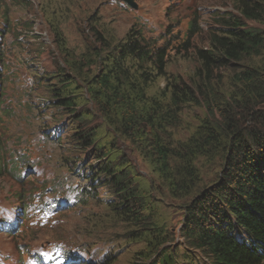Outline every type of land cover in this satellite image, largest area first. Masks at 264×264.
Instances as JSON below:
<instances>
[{
  "label": "trees",
  "instance_id": "obj_1",
  "mask_svg": "<svg viewBox=\"0 0 264 264\" xmlns=\"http://www.w3.org/2000/svg\"><path fill=\"white\" fill-rule=\"evenodd\" d=\"M59 1L68 0H41L39 12L62 65L33 75L43 101L35 98L29 110H54L48 140L71 142L79 155L96 151L83 188H73L77 203L108 191L111 228L138 244L129 264H264V28L251 26H264V0H234L237 13L217 17L209 46L194 52L188 83L168 72L164 50L144 44L138 30L117 42L98 32V15L89 17L96 26L84 50L69 47L60 22L80 0L66 9ZM194 108L204 117L192 131L183 114ZM121 143L148 165L147 174ZM66 186L46 190L61 197ZM36 195L44 207L46 193ZM177 238L180 246L170 249Z\"/></svg>",
  "mask_w": 264,
  "mask_h": 264
},
{
  "label": "rangeland",
  "instance_id": "obj_2",
  "mask_svg": "<svg viewBox=\"0 0 264 264\" xmlns=\"http://www.w3.org/2000/svg\"><path fill=\"white\" fill-rule=\"evenodd\" d=\"M135 1L137 10L124 0L76 1L60 22L68 46L78 47V52L84 50L83 41L94 36L91 26H96L89 17L98 15L103 27L98 32L111 34L117 42L129 29L138 30L146 40L144 44L164 50L168 72L188 83L197 66L194 52L209 46V34L217 29L220 20L217 17L237 13L234 0ZM69 3V0L59 1L56 5L66 9L63 5L69 6ZM40 6L41 0H0V148L3 149L0 152V223L14 209L19 214L18 222L24 221L18 233L0 232V264H22L35 249L41 261L35 259L26 264H58L61 258L66 264V253L72 255V263L78 258L76 263L129 264L138 244L128 240L122 229L111 228L114 222L108 220L106 202L111 195L107 190L90 191V197L79 204L77 192L65 191L59 198V193L46 190L61 182L74 189L82 187V177L87 172L84 168L96 160V151L79 155L71 142L58 146L55 140H48L47 125L54 110L41 111V116L29 110V103L35 98L43 101L34 95L33 75H43L57 64L62 65L63 60L53 43L50 27L44 26ZM192 23L195 28L190 31ZM251 26L264 28L258 24ZM186 42L191 44L189 52L183 51ZM163 81L157 83L164 86ZM225 82L229 86L227 79ZM2 109L6 112L1 113ZM194 112L189 109L183 114L186 123L193 124L192 131L199 117H204L202 108H194ZM94 121L98 123L100 118ZM60 129L62 135L67 127ZM184 134L192 132L184 131ZM121 144L139 171L147 174L148 165L146 168L126 143ZM38 192L46 193L45 206L33 209L29 219L23 220L25 210L29 213L32 198L40 202ZM59 202L64 207L62 212L61 208L57 209ZM176 227L178 234L180 225ZM181 242L174 239L170 249L179 247Z\"/></svg>",
  "mask_w": 264,
  "mask_h": 264
},
{
  "label": "water",
  "instance_id": "obj_3",
  "mask_svg": "<svg viewBox=\"0 0 264 264\" xmlns=\"http://www.w3.org/2000/svg\"><path fill=\"white\" fill-rule=\"evenodd\" d=\"M129 6L133 9H138V5L136 4L135 0H124Z\"/></svg>",
  "mask_w": 264,
  "mask_h": 264
},
{
  "label": "snow or ice",
  "instance_id": "obj_4",
  "mask_svg": "<svg viewBox=\"0 0 264 264\" xmlns=\"http://www.w3.org/2000/svg\"><path fill=\"white\" fill-rule=\"evenodd\" d=\"M58 264H64L63 258L60 259V261L58 262Z\"/></svg>",
  "mask_w": 264,
  "mask_h": 264
},
{
  "label": "bare ground",
  "instance_id": "obj_5",
  "mask_svg": "<svg viewBox=\"0 0 264 264\" xmlns=\"http://www.w3.org/2000/svg\"><path fill=\"white\" fill-rule=\"evenodd\" d=\"M125 2V1H124ZM136 2V1H135ZM126 3V2H125ZM127 4V3H126ZM137 4V3H136ZM128 5V4H127ZM129 6V5H128ZM131 7V6H130ZM132 8V7H131Z\"/></svg>",
  "mask_w": 264,
  "mask_h": 264
}]
</instances>
